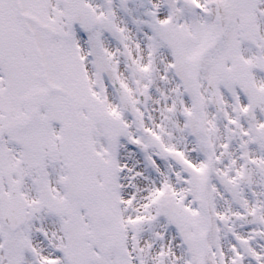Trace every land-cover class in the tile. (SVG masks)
I'll list each match as a JSON object with an SVG mask.
<instances>
[{
  "label": "rangeland",
  "instance_id": "rangeland-1",
  "mask_svg": "<svg viewBox=\"0 0 264 264\" xmlns=\"http://www.w3.org/2000/svg\"><path fill=\"white\" fill-rule=\"evenodd\" d=\"M101 1L88 0L95 21L86 33L97 43L93 50L98 58V45L114 41L110 19L120 14L130 20L133 8L144 11L143 4L134 0ZM64 26L63 0H0V115L7 126L0 140V173L20 181L28 203L26 221L10 232L1 223L6 199L2 179L0 264H157L159 253L167 260L173 247L183 258L180 238L185 242L195 236L186 223L196 211L194 203L201 200L200 182L191 181L185 170L178 169L175 146L162 138L168 154L162 151L155 156L153 149H146L152 157L147 152L144 157L121 136L107 137L116 132L126 137L129 122L117 125L101 117L102 111L115 114L109 109L113 103L101 96L106 82L97 83L91 77L94 63L87 55L83 31L75 26L67 32ZM55 57L56 66L69 71L62 72L68 87L61 89L63 79L57 78L56 87L76 95L70 106L66 94L55 88L49 91L54 83L48 63ZM77 100L84 106H76ZM124 157H130L129 168ZM46 167L57 176L55 190L49 188ZM125 170L129 172L125 188L131 195L122 204L119 186ZM216 182L211 179L209 186ZM207 192L225 199L227 213L238 212L235 203L249 208L254 197L249 193L247 198L242 188L233 194L234 203L227 194ZM214 214L218 217L219 213ZM234 224L233 233L243 226ZM52 227L58 238L52 234L47 239L45 232ZM214 227L223 229L218 223ZM255 229L248 227V239L256 238ZM231 242L225 253H210L212 264L256 263L254 251L244 255L239 244ZM120 251L127 257L125 263ZM232 254L237 255L235 262Z\"/></svg>",
  "mask_w": 264,
  "mask_h": 264
},
{
  "label": "flooded vegetation",
  "instance_id": "flooded-vegetation-1",
  "mask_svg": "<svg viewBox=\"0 0 264 264\" xmlns=\"http://www.w3.org/2000/svg\"><path fill=\"white\" fill-rule=\"evenodd\" d=\"M134 1L142 3L144 11L133 8L130 20L120 14L111 18L113 44H99L100 57L94 50L95 57H88L97 80L106 82L100 89L102 95L113 103L122 122H129L125 130L142 147L135 148L128 141L132 150L153 149L156 156L162 151L168 154L159 138L174 145L180 155L178 169L185 170L195 183L200 179V191L210 168L205 193L212 227L203 240L205 208L200 201L194 203L196 211L186 225L195 236L185 242L180 238L184 254L176 263L212 264L210 253H225L234 241L244 255L254 251L255 264H264V226L243 222L239 215L245 214L246 207L235 203L233 196L242 188L247 198L254 194L247 209L264 223V0H189L193 8L180 0ZM246 37L255 40L258 50ZM96 44L92 42L97 50ZM113 78L139 113L143 134L120 109ZM243 88L256 99L250 116ZM245 164L248 182L242 178ZM211 179L217 180L215 186H209ZM207 190L227 194L238 212H224L225 199L209 196ZM217 223L222 230L215 229ZM234 223L243 226L233 233ZM251 226H256L253 240L246 237ZM232 257L235 262L237 255ZM156 262L170 264L160 254Z\"/></svg>",
  "mask_w": 264,
  "mask_h": 264
},
{
  "label": "water",
  "instance_id": "water-1",
  "mask_svg": "<svg viewBox=\"0 0 264 264\" xmlns=\"http://www.w3.org/2000/svg\"><path fill=\"white\" fill-rule=\"evenodd\" d=\"M64 9L65 25L67 28H72L73 23H76L81 29L85 31L92 28L94 23L93 13L90 9V6L87 5L84 0H65ZM118 87L119 86H117V88ZM119 98L121 105L133 115L135 122L142 130L141 120L135 116L134 110L131 107L129 100L122 92H120V90ZM3 130L4 127L0 124V136ZM6 187L8 203L3 211V224L8 226L11 231H14L24 221L26 202L20 193L18 181H13L12 177H9L7 179Z\"/></svg>",
  "mask_w": 264,
  "mask_h": 264
},
{
  "label": "bare ground",
  "instance_id": "bare-ground-1",
  "mask_svg": "<svg viewBox=\"0 0 264 264\" xmlns=\"http://www.w3.org/2000/svg\"><path fill=\"white\" fill-rule=\"evenodd\" d=\"M85 1V3L87 4V5H89L90 7H92L91 6V4L88 2V0H84ZM99 1H101V0H99ZM103 1V0H102ZM101 1V2H102ZM65 2V0L63 1V3ZM191 2V1H190ZM193 2H191V4H187V6L188 7H191L192 5H194V3L192 4ZM103 5V4H102ZM103 7H104V5H103ZM93 8V7H92ZM92 8H90L91 9V11H92ZM93 13L95 14V11H93ZM105 16H106V12H105ZM246 26L247 27H249L250 26V24L247 22V24H246ZM246 39H249L250 40V38L249 37H246ZM104 44L105 45H107V43H105L104 42ZM51 62L55 65L56 64V62H55V60H51ZM134 114H135V116L137 115V112L135 111L134 112ZM3 120H2V118H1V115H0V123L2 122ZM125 159H126V167L127 168H129V158L130 157H124ZM49 171H50V168L49 167H46V170H45V173L47 174V176H48V179H49V188L51 189V190H55L56 189V187H57V176H55V175H50L49 174ZM249 173V172H248ZM128 174H129V172L128 171H124V173L120 176V180H121V183H120V186H119V192H120V197H119V201H120V203H122V204H127L128 203V199H129V197H130V190L129 189H126L125 187L127 186H129V183H128ZM210 175V168L208 169V171H207V173H206V176H205V178H208V176ZM126 182H127V184H126ZM123 183H125L126 185L125 186H123ZM206 184H207V181L205 180L204 182H203V184H202V187L205 189L206 187ZM121 192L123 193V194H121ZM203 198L205 199L204 200V202H206V198L204 197V196H201V201L203 202ZM206 206H207V202H206ZM205 208V207H204ZM128 211H129V209H128ZM205 216V215H204ZM205 220L206 221H208V223H209V225H208V227L209 228H211L212 226H211V221H210V219H208V218H206V216H205ZM48 228H49V225H48ZM46 233V235H47V239H50V237H51V235L53 234L54 235V239H56V238H58V233L57 232H55V230H54V227H52L50 230H49V232H45ZM203 236L204 237H206V235L205 234H203ZM168 253V252H167ZM160 255H162V254H164V253H159ZM179 258V250L178 249H176V247L174 248H172L171 250H169V253H168V259H169V262H170V264H177L176 262H177V259ZM165 261H166V259H165ZM149 264V263H148Z\"/></svg>",
  "mask_w": 264,
  "mask_h": 264
}]
</instances>
